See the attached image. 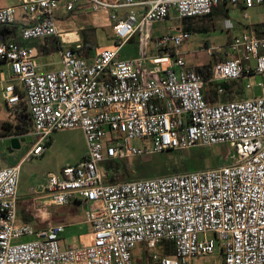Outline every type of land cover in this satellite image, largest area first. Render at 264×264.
<instances>
[{
    "label": "built area",
    "instance_id": "2783aa9c",
    "mask_svg": "<svg viewBox=\"0 0 264 264\" xmlns=\"http://www.w3.org/2000/svg\"><path fill=\"white\" fill-rule=\"evenodd\" d=\"M80 2L93 15L108 16L112 45L86 58L78 31L59 22L58 0H18L0 9V28L13 27L18 11L32 25L0 40V67L7 64L12 75L2 90L8 110L15 119L28 112L33 124L36 142L24 161L42 157L56 132H83L86 157L59 176L49 174L38 193L55 207L86 203L91 238L62 249L64 225L19 223L22 163L4 167L0 159V264H134L139 246L152 252L150 264H193L217 247L222 264H264V26L261 35L234 37L226 50L207 48L210 57L223 56L210 80L218 97L225 94L222 83L261 77V95L239 101H206L205 79L175 51L191 39L190 32L158 39L155 57L119 58L140 31L145 49L149 28L172 12L185 20L238 7L247 19L264 0H68L66 11L76 12ZM121 10L127 11L123 17ZM224 25L233 27L230 21ZM48 38L57 40L61 67L42 74L39 53L28 43ZM136 140L147 143L137 147ZM217 146L231 148L228 160L234 162L113 184L105 183L101 168L109 161ZM25 237L33 240L16 244ZM163 244L173 257L157 253Z\"/></svg>",
    "mask_w": 264,
    "mask_h": 264
},
{
    "label": "rangeland",
    "instance_id": "374dc122",
    "mask_svg": "<svg viewBox=\"0 0 264 264\" xmlns=\"http://www.w3.org/2000/svg\"><path fill=\"white\" fill-rule=\"evenodd\" d=\"M68 0H58L59 10L57 11V17L59 22L66 25L70 24L72 31H78L82 40V34L86 36L90 43L96 49L107 47L113 44V33L104 28L93 27L91 13L84 9L78 8L76 12L68 13L66 11V5ZM81 3V2H80ZM249 19L244 20L240 14L232 13L230 17L236 25L247 26L253 23H259L264 21V8L257 7L248 12ZM214 25H211L205 31H192L191 39L185 42L180 48L176 49L177 55H180L187 63L188 66L200 68L208 67L213 68L217 62V57H223L217 54L214 57H210L207 53V48L217 51L222 48L226 50L229 42L232 41L236 33H239L237 29L235 31H227L222 25V18H216ZM179 22L173 17L168 20L153 24L151 27H157V30L166 33V35H177L181 33V26ZM150 27V28H151ZM83 28L82 30H79ZM169 33V34H168ZM51 40V39H50ZM40 47L46 42L49 49V54H44L43 48L40 50V56L37 59V63L42 74L57 71L61 67V54L59 50L50 45L49 39L36 41ZM139 41H133L122 48L120 53V60H139L145 54L147 58H152L157 55V48L155 42L149 40L146 48L142 49V56H136L139 51ZM172 48V47H171ZM94 50V51H95ZM260 76L245 77L242 80L231 82L232 88L227 90V94L224 95V102L239 101L240 98L246 99L251 95H261V89L257 87L260 82ZM243 84V85H242ZM250 84L252 90H247L246 86ZM213 89H217V85L213 84ZM211 86L208 87L209 91L213 92ZM211 93V92H209ZM242 99V100H243ZM5 123H10L13 129L7 132L3 128ZM18 124L10 111L8 110L5 101L2 98V91L0 90V139L7 135L12 139L15 138L20 145L19 151L25 153L30 147L34 134H21L17 132L16 126ZM48 149L42 157H32L26 159L21 166L20 177V191L19 195L24 196L29 191L40 190L41 185L47 182L49 174L59 176L61 171L67 167V165H75L80 162L87 152L86 141L82 131L80 130H66L56 132L49 139ZM147 143V140L144 141ZM143 141L136 140L133 142L134 146L141 147ZM6 147L2 150L4 151ZM12 152H19L11 145ZM230 151L229 147H213V148H196L188 151H167L160 154L146 155L142 157H136L126 160L125 166L129 168L131 179L121 180V182H131L136 180H149L158 177H166L174 175V171L183 168L182 173L198 172L207 169H218L222 166L229 165L234 161L228 160ZM169 156V161L165 164L158 163L160 156ZM105 166H101L104 172ZM162 172H172L171 175H161ZM104 174V173H103ZM105 180H109V177H105ZM28 195V194H27ZM53 214V221L56 225H67L64 234L60 238V245L62 249L71 246H79L82 243V235L92 232L91 225L88 223V210L84 206L78 204H69L64 207H54L51 210ZM65 217L64 221L61 222ZM19 218V223H21ZM58 222V223H57ZM87 222V223H85ZM45 222H42L44 224ZM89 237H84L88 239ZM32 237H25L16 242V244L27 243L32 241ZM90 240V239H89ZM158 254L162 255L158 250ZM152 252L146 251L144 247L139 246L134 252V264H150V257ZM223 256L221 255L219 248L217 247L214 254L207 257H197L194 259L193 264H222Z\"/></svg>",
    "mask_w": 264,
    "mask_h": 264
},
{
    "label": "crops",
    "instance_id": "0c3cea01",
    "mask_svg": "<svg viewBox=\"0 0 264 264\" xmlns=\"http://www.w3.org/2000/svg\"><path fill=\"white\" fill-rule=\"evenodd\" d=\"M17 2H18V0H0V9L6 8L9 6H15V5H17ZM80 6H81L80 9L84 8L91 13V19H92L93 27L104 28V29H107V30L112 32L111 24L109 22L107 15L104 14V15L95 16L92 14L91 9L87 4L81 2ZM260 7L264 8V6H260ZM255 8H257V7H255ZM255 8H253V9H255ZM253 9H251V10H253ZM119 13H120V16L123 17L126 15L127 11L121 10ZM232 13H235L237 15L240 14V16H243V10L241 8H238V7H226V8H224L223 7V8L215 9L213 15L210 17L181 20L177 17L175 12H172L169 19L171 17H173L176 21L179 22L178 25L181 26V28H178V30L181 29L182 30L181 33H183V32H190L191 33L192 31H205L206 29H208L209 26L215 24V22L217 21L216 18H222L223 19L222 25H224V21H230V23L233 26L231 30H227V31H229V32L235 31L237 29V27H239V29H238L239 33H236L234 37H236L240 34H243V33H255L257 35H261L262 30H263V26H264V21L259 22V23L249 24L247 26L236 25L234 23V21L230 17H228ZM248 19H249V15H248V18L244 19V20H248ZM30 25H32V22H31L29 16L25 15L22 11H18L15 25L13 27H11V29L9 27H7L10 29L9 31H6L5 27L0 28V40L6 39V38L12 37V36H19V33L21 32V30L25 27L30 26ZM223 27L225 28V26H223ZM80 29H83V28H80ZM147 34L149 35V40H152L154 42H156L158 39H160L166 35V33H163L161 31L157 30V27H155V26L149 28ZM177 34H180V33H177ZM142 38H143V35H142V32L140 31L129 42H127L125 44V45H128L129 43H131L133 41H136V40L139 41V44H138L139 51L137 52L136 56H141L142 49H143L142 43H141ZM48 39H49V41H51L50 45L55 46L58 49L57 40L54 38H48ZM36 41H38V40H36ZM36 41L29 42L28 45L35 47L39 53V56H40V51L38 49L41 50L42 48H43L44 54H49V49L47 46L48 44L45 42L40 47V45H37ZM229 43H228V45H229ZM125 45L123 47H125ZM119 58H120V54H119ZM218 59H221V58L217 57V60ZM38 67H39V65H38ZM39 71H40V73H42L40 68H39ZM11 79H12V75H11V71H10L9 66L7 64L2 65L0 67V90L1 91L3 90V88L5 86H7L10 83ZM207 90H208V88H207ZM213 93L215 94L214 89H213ZM223 97H224L223 95L219 96V97L217 95L213 96L214 100H216L215 104L226 103V102H224ZM23 114H28V112H23L21 114L20 118L23 116ZM30 120H31V118H30ZM17 121L19 122V119H17ZM6 132H7L6 134L9 133L8 131H6ZM32 133H33V131H32ZM51 141L52 140H50V143H51ZM35 142H36V137L34 136V139L32 140V143H31V147L23 154L19 151L20 145L18 144V141L15 138L12 139L11 137H9L7 135L3 136L0 139V159L2 161V165L4 167H10V166L17 165L19 163L23 164L25 156L30 152V150L32 149ZM11 145L15 148V150H18L19 152H17V151L12 152L11 151ZM4 147H6V148L3 151L2 149ZM86 147H87V145H86ZM86 154H87V152H86ZM86 154L84 155L83 159L86 157ZM78 163H76L75 165H77ZM67 166H69V165H67ZM70 166H74V165H70ZM20 177H21V173H20ZM19 184H20V181H19ZM19 191H20V186L18 187V198H19L18 199V210H17L18 222H19V218H20L22 221L21 223L31 224L37 228H45V227H43L44 225L42 224V222H45L44 223V224H46L45 226H47V225L50 226V225L54 224V221H53L54 217H53L51 210L55 206H51L50 203L44 198V196L38 193L39 190L38 191L35 190V191H31V192L29 191L27 193L28 195L26 194L24 196H20ZM72 203L84 206L86 208V210L89 209L88 205L84 202L78 201V202H72ZM62 218L63 219L61 220V222L65 220L64 219L65 217H62ZM85 223H87V222H85ZM58 224H60V223H58ZM64 226L66 228H68L67 225H64ZM91 234H92V232L87 233L85 235H82L81 236V238L83 240L82 243L89 242V239L91 238ZM84 237H89V238L86 240V239H84Z\"/></svg>",
    "mask_w": 264,
    "mask_h": 264
},
{
    "label": "trees",
    "instance_id": "16d2710c",
    "mask_svg": "<svg viewBox=\"0 0 264 264\" xmlns=\"http://www.w3.org/2000/svg\"><path fill=\"white\" fill-rule=\"evenodd\" d=\"M214 13V12H213ZM213 13L210 15L212 16ZM208 16V17H210ZM6 31H9L10 29L5 27ZM5 33V32H4ZM115 40V39H114ZM82 54L86 57V58H91V56L94 53L95 47L90 43L89 39L84 36L82 34ZM197 72L203 76V78L206 81V86H205V90H204V96L205 99L208 103L210 104H215L216 100H214L213 96L217 95L216 92L215 94L212 91L207 90V88L209 86H211V88L213 89L212 86H214L212 83H210V80L213 77V68H208V67H200V68H196ZM220 87H222L225 90V94H227V90H230L231 85L230 83H222L219 85ZM215 90V89H214ZM211 92V93H209ZM223 95V96H224ZM243 98H240L239 100H242ZM3 128L10 132L13 129V126L10 123H5L3 125ZM17 132L21 133V134H28L31 133L33 131V124L30 120V115L29 114H23V116L21 118H19V122L16 126ZM51 143H49L48 145H50ZM172 152H176V151H172ZM178 153V152H176ZM169 161V156H160V159H158V163L160 164H165L166 162ZM125 161H109L104 163L103 165L105 166L104 168V180L105 177H109V180H105V183L107 184H113V183H119L121 180H127V179H131V175H130V170L129 168H127L125 166ZM183 172V168L182 169H178L177 171H174V175L176 174H181ZM172 172L170 173H166V172H162L161 175H171ZM159 251L161 252L162 256H169V257H173L175 255V252L173 249H171V247H169V245L167 244H163L162 247L159 248Z\"/></svg>",
    "mask_w": 264,
    "mask_h": 264
}]
</instances>
